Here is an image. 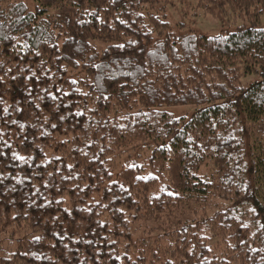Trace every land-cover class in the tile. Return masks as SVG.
<instances>
[{
  "label": "trees",
  "instance_id": "1",
  "mask_svg": "<svg viewBox=\"0 0 264 264\" xmlns=\"http://www.w3.org/2000/svg\"><path fill=\"white\" fill-rule=\"evenodd\" d=\"M33 2L0 0V264H264V0Z\"/></svg>",
  "mask_w": 264,
  "mask_h": 264
},
{
  "label": "rangeland",
  "instance_id": "2",
  "mask_svg": "<svg viewBox=\"0 0 264 264\" xmlns=\"http://www.w3.org/2000/svg\"><path fill=\"white\" fill-rule=\"evenodd\" d=\"M21 1L26 3L30 8H34L33 0ZM165 20L170 23L172 31L177 37H183L190 33L218 36L222 33H233L240 27L252 26L244 14L229 11L228 15H225L218 10L214 16L206 15L203 11L197 9V3H175L174 6H168ZM255 27L264 29V15L260 23L255 25ZM260 80V74L247 76L242 79V85L248 87ZM165 110L176 117H190L194 113V107L191 106L168 107ZM140 154L142 155L141 158L138 157L139 153L134 154L133 157L126 158V155L119 157L115 162L116 170L119 171L131 163H138L144 168V173H150L149 167L147 166L150 154L146 151H141ZM14 239V237L9 235L0 237V249H2V253L8 254L10 250L14 249Z\"/></svg>",
  "mask_w": 264,
  "mask_h": 264
}]
</instances>
